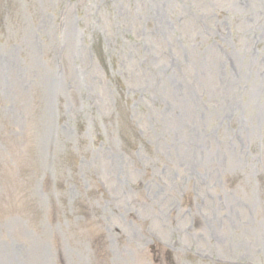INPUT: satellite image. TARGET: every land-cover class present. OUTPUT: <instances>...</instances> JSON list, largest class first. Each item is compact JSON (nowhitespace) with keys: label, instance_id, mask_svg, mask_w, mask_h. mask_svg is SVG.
<instances>
[{"label":"rangeland","instance_id":"1","mask_svg":"<svg viewBox=\"0 0 264 264\" xmlns=\"http://www.w3.org/2000/svg\"><path fill=\"white\" fill-rule=\"evenodd\" d=\"M0 264H264V0H0Z\"/></svg>","mask_w":264,"mask_h":264}]
</instances>
